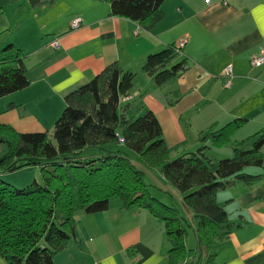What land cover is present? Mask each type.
Wrapping results in <instances>:
<instances>
[{
	"label": "crops",
	"instance_id": "1",
	"mask_svg": "<svg viewBox=\"0 0 264 264\" xmlns=\"http://www.w3.org/2000/svg\"><path fill=\"white\" fill-rule=\"evenodd\" d=\"M161 6L162 18L145 30L111 16L105 0H41L35 5L0 0V52L7 45L19 49L28 80L24 89L0 98V124L19 133L49 132L63 110L64 95L116 62L135 74L129 97L139 98L143 109L155 115L172 158L208 146L199 135L234 119L245 122L226 145L206 149L205 156L216 163L235 147L251 149L255 135L264 131V62L250 65L264 50V0H165ZM75 18L81 25L71 30ZM178 39H185L176 58L185 60V69L157 87L141 72L143 61ZM227 66L232 77L225 88ZM261 152L264 164V145ZM130 157L146 182L160 190L157 196L192 222L182 196L159 170L145 169ZM215 202L232 227L215 247L211 264H264V179L236 181L218 191ZM74 218L75 237L54 256V264H166L169 242L162 223L147 211L126 210L111 199L107 210H79ZM188 236L197 249L191 229ZM199 254L204 257L203 247ZM0 264H6L1 257Z\"/></svg>",
	"mask_w": 264,
	"mask_h": 264
},
{
	"label": "trees",
	"instance_id": "2",
	"mask_svg": "<svg viewBox=\"0 0 264 264\" xmlns=\"http://www.w3.org/2000/svg\"><path fill=\"white\" fill-rule=\"evenodd\" d=\"M39 1L29 0L32 5ZM105 1L111 16L149 30L162 18L165 0ZM178 54L173 44L150 53L141 72L160 87L185 69V60H176ZM22 59V52L12 45L0 52V98L27 87ZM134 81V73L114 62L67 92L51 130L53 142L47 131L19 133L0 124V175L38 167L42 178V184L33 181L23 188L10 187L0 178V257L6 264H54V256L75 237L76 211L103 212L111 199L126 210H145L163 224L170 245L166 264L213 263L215 247L232 227L215 195L236 181L264 179V131L255 135L251 149L235 147L230 157L214 163L204 151L230 141L245 122L234 119L199 135V142H209L208 146L172 158L152 111L143 109L139 98L120 101L129 97ZM130 154L145 169L159 170L182 196L192 222L157 196L160 190L146 182ZM246 168L262 172L251 175ZM190 229L199 246L194 250L185 245Z\"/></svg>",
	"mask_w": 264,
	"mask_h": 264
},
{
	"label": "rangeland",
	"instance_id": "3",
	"mask_svg": "<svg viewBox=\"0 0 264 264\" xmlns=\"http://www.w3.org/2000/svg\"><path fill=\"white\" fill-rule=\"evenodd\" d=\"M161 7H160V9H161ZM163 48L164 47H160V49H158L157 51H160ZM51 132L52 131L50 130L48 132V134L50 135V140L53 142V140L51 138V134H52ZM130 155L136 157L135 154H130ZM32 168H35V169L34 170L31 169V167H28L27 169L26 168L20 169V170H17L15 172H10V173L0 175V178L2 180H4L10 187H14V188H23V187L31 184L33 181H36L37 183L42 184L40 169L38 167H32ZM255 169H257V168H246L245 170H255ZM161 226H162V229L164 231V227L162 224H161ZM188 234H189V231H188ZM192 243H193V240H192L191 236L187 235V238L185 241L186 248L187 249H193ZM44 245H45L44 241L41 240L39 242V246L43 247Z\"/></svg>",
	"mask_w": 264,
	"mask_h": 264
},
{
	"label": "built area",
	"instance_id": "4",
	"mask_svg": "<svg viewBox=\"0 0 264 264\" xmlns=\"http://www.w3.org/2000/svg\"><path fill=\"white\" fill-rule=\"evenodd\" d=\"M81 21L79 18H75L70 22V29L71 30H77L80 28ZM53 47H57V43L54 41L51 43ZM185 45V39H178L175 46V51L180 53L181 49ZM264 62V50H260L258 55L254 56L250 60V65L253 67H259ZM232 77L231 67L227 66L224 70V87L228 88L230 85V79ZM130 97H122L120 98L121 102L128 101Z\"/></svg>",
	"mask_w": 264,
	"mask_h": 264
}]
</instances>
